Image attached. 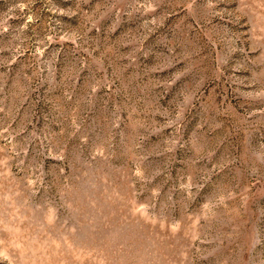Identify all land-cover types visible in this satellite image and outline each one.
Returning a JSON list of instances; mask_svg holds the SVG:
<instances>
[{
    "label": "rangeland",
    "instance_id": "obj_1",
    "mask_svg": "<svg viewBox=\"0 0 264 264\" xmlns=\"http://www.w3.org/2000/svg\"><path fill=\"white\" fill-rule=\"evenodd\" d=\"M0 264H264V0H0Z\"/></svg>",
    "mask_w": 264,
    "mask_h": 264
}]
</instances>
